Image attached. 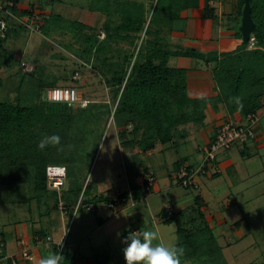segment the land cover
Masks as SVG:
<instances>
[{"label": "crops", "instance_id": "obj_1", "mask_svg": "<svg viewBox=\"0 0 264 264\" xmlns=\"http://www.w3.org/2000/svg\"><path fill=\"white\" fill-rule=\"evenodd\" d=\"M54 1L51 3V0H0V22L4 25V29L0 25V101L13 104L25 101L21 98L20 85L17 83L20 79L16 80L19 73L17 70L23 74L33 75L38 69V64L26 62L23 56L38 52V43L46 45L56 32L63 31L66 27L55 24L61 19L67 21L70 29L72 28L70 24H76L81 27L80 31L87 29L88 32L92 31L94 36L98 33L103 38H100L98 42L94 40L97 43L102 42L106 35L115 34L112 31L117 32L121 27L124 28L121 34L124 37L143 38L147 37L148 7L150 4L155 5L157 0ZM119 4L127 7L131 5L139 17L135 16L134 20L132 16L127 17L128 9H119ZM167 6L170 8L167 7L160 14L162 15L159 19L160 25L154 27L155 31L159 30V33L153 32L152 35L160 38V45L170 54L166 60L167 66L186 72V93L190 100L217 98L220 91L216 88L213 71L219 66L221 59L237 54L243 46L241 34L243 9L240 12V0H167ZM48 7L55 10V14L49 11ZM142 14L143 28L141 25V31L130 32L127 22H137V17L140 19ZM58 17L61 19L59 20ZM72 36L76 38L75 42L79 46L81 41L78 40L77 34L74 33ZM82 51L84 50L81 49L80 52ZM185 52H190L194 56L175 55ZM79 58L85 61L83 57L77 55L76 59ZM14 61L18 62L16 71L13 67ZM22 64L31 71H26ZM4 92L5 97L2 96ZM10 93L14 96L11 101L7 98ZM261 105L256 112L260 120L255 127V138L245 143H236L231 148L220 151L216 161L211 165V174L200 177L198 179L200 187L192 193L186 190V195H180L178 192L181 187L177 185L174 174L179 165L185 163L193 167L198 166L203 160L204 148L211 142L218 127L229 121L237 124L244 123L242 114L238 111L231 112L224 100H218L215 105L208 103L202 106L204 115L202 123L182 125L177 128V134L171 142L141 151L150 160V163L146 164L150 168L147 173H152L155 178L150 195L146 194V200L136 201L134 206H131L129 202L119 204L117 201L121 195L131 198L133 189H142L147 174L136 176L132 182L127 177L129 179L127 188L120 193H111L116 184L110 179H105L99 185L91 184L93 188L87 199L90 200L94 196L98 198L87 204V209L94 213V218L91 222V234L87 233L84 239L77 237L69 242V236H66L68 224H71L76 213L74 224L80 211L81 205L77 209L76 207L80 203L82 192L75 202L74 210L71 201L64 203L66 215L61 213L58 207L55 209L59 211V218H56L54 222L59 226H53L51 217L55 203L46 205L48 209L43 207V210L39 206V201L28 207L27 203H32L31 193L34 192L32 188H13V195L10 192L2 196L8 199L7 205L13 206L9 212L18 219L10 225L1 226L0 264H12V262L39 264L42 257L52 254L51 250L53 253H62L58 250L60 242L64 243V250L76 252L65 255L62 253L64 264L66 262V264H98L100 259L103 263L109 262L111 261L110 253L106 252L104 255L91 253L92 255L84 256L80 255L79 249L87 241L95 245V248L109 241H106L105 236H109L114 231L119 232V228L123 227L118 221L122 215L125 216L128 224L140 218L145 211L152 217L157 208L150 203V196H159L161 203L164 199L167 205L165 208L170 206L176 213H189L197 202L203 221L218 244L230 245V248L234 249L237 245L244 243L250 232L243 214L245 210L251 213L254 206L260 204L261 198H264V100L261 101ZM132 154L134 150L129 149L127 155L133 156ZM174 154L179 156L176 161H174ZM153 158L155 159L152 160ZM155 162L156 165H154ZM215 168L219 170V173H213ZM87 182L86 178L79 183L83 185L82 189ZM70 191V188L66 187L65 193ZM73 195L65 194L66 199L75 198ZM14 197L16 200L13 199ZM108 202L113 203L114 207L108 208ZM94 203L96 205H93ZM143 203L146 205V210L141 211ZM173 204L177 208L171 207ZM18 205H25L23 207L25 213H29V218L26 216L27 224L18 217L23 213L17 208ZM165 208L161 209V214L165 213ZM109 211H113L112 216L108 214ZM69 216L67 224L66 219ZM157 218L160 219L158 215ZM144 221V219L136 220V223L131 225L132 230H149ZM160 222L162 225L156 224L154 220L157 233L161 226L174 224L164 223L163 220ZM124 234L123 231L122 235ZM47 237L51 238L50 243L46 241ZM23 252L28 253V260H23L21 257Z\"/></svg>", "mask_w": 264, "mask_h": 264}, {"label": "rangeland", "instance_id": "obj_2", "mask_svg": "<svg viewBox=\"0 0 264 264\" xmlns=\"http://www.w3.org/2000/svg\"><path fill=\"white\" fill-rule=\"evenodd\" d=\"M53 2L55 1L51 0V3ZM88 7L89 6H87V8ZM118 8L121 10L128 9L127 17L130 18L132 16L133 20L135 16H138V13H135V10L131 5L127 7L119 4ZM153 9L154 4H150L148 7V22L152 20L151 26H154L156 22L161 21L159 19L162 17V15L160 16L162 12H156L154 17H152ZM48 10L55 14V10L51 7H48ZM58 19L60 20L61 18L58 17ZM136 20H139V18L137 17ZM66 22L67 21L61 19L55 23L66 28L63 31H60V33L56 32V35L52 36L46 45L38 43V52L29 55L25 54L23 56V59L26 62L33 65L34 63L38 64V69L35 70L33 75L20 73V71L17 70L18 62H13L15 71L17 70L19 72L16 80L19 81L18 79H20V82L17 83L20 85L21 98L25 100L22 103L26 106L33 104L47 105L48 103L45 104L46 102L41 99V96L47 89H50L49 87H51V85L56 87H72L76 89L79 93L80 99L88 101L89 104L86 109L81 110L77 107L71 110H57L52 113L53 120L51 122L39 125L33 131L38 137V140L36 141L38 143L45 136L59 135L61 138L58 145H48L55 147V150L51 155L47 154V151L45 150L46 148L43 150L39 148L40 152H43L45 167L58 165L57 161H59L61 163L59 165L66 168L67 176L65 178L66 182L63 186L64 190H62V195L64 194L66 187L72 189L71 192H74L75 186H79V183L85 181L86 178L89 183L97 185L102 184L105 179H110L117 185L114 186L115 188L112 189L111 193L124 192L127 188V183H129L127 177H129L132 182L136 176L149 174L147 172L150 168H148V165L146 164L150 160L147 158L146 154L144 155L141 153L142 150L139 149L137 145L143 136V125L134 123L125 116H121L119 118L120 121L117 119V116H115V108L119 97H116L114 94L115 92L113 90L115 88H110L106 84V79L102 70L103 65L105 64L100 65L93 58L87 62L82 61L80 58L76 59V56L79 54L84 55L83 57L88 55L87 52L91 45L89 44L90 39L92 42L93 40L98 42L100 38L102 39L103 37H100L98 33L94 36V33H92V31L88 32L87 29L80 31V28H78L76 24H70L69 22L68 24L72 27L70 29ZM57 27L59 28V26ZM151 30H154V28L152 27ZM112 32L115 34L108 35L112 37V40L110 41L111 43L103 48L106 49L108 55L113 57L114 62H122L121 60L127 54L132 58L130 67L136 57L137 60L140 61L144 58V53L149 49L146 40L153 38V36H151L133 39V37H124L123 35L117 34L115 31ZM74 33L77 34L78 40L81 41V46H78L77 42H75L76 38L72 36ZM81 49L84 51L80 52ZM258 50L260 53L264 54V48L260 47ZM255 52L257 51H252L250 56L256 60L257 54ZM130 67H127V75L130 71ZM21 77L23 79H21ZM21 82L24 83L22 84ZM221 82L222 79L218 76V79H215L216 88ZM41 85H44L45 88L43 89ZM38 87L42 94L39 98L35 99ZM12 94L13 93L7 95V98L10 101L12 100V97L14 98ZM222 95L223 94L220 92L219 96L215 99H211L209 103L213 105L217 104L218 100L220 101V99L223 98ZM2 96L5 97V92ZM46 112L47 111H45V113ZM129 149L134 150V154H132L133 156L127 155ZM135 151H138L139 153ZM178 157L179 156L174 154V161H176ZM154 159L155 158L152 160ZM154 165H156V162ZM154 165L153 168L155 167ZM35 169L36 168H32L30 175L31 178L27 184L15 185L17 184L16 182L14 184H6V182L4 183V181L0 180V229L2 225H10L18 219L14 217V214L9 212L13 206L7 205L8 199H5L2 195L5 196L8 193L10 194V192L13 191V188H34V176H36L34 172ZM69 170L72 178L68 177ZM190 191L192 193L194 190ZM178 192L180 195H186V190L182 188H179ZM65 194L71 195L73 193ZM65 194L64 197H62L64 203H66ZM31 195L33 197L31 198L32 203H27L28 207H31L30 204L33 205V203L39 201L41 209L43 207L48 209L45 207L46 205H53L54 203L56 204L61 201V197H58L57 193L49 186L46 193L32 192ZM149 198L151 201L150 203L157 208V210L154 211L155 214H152V217H155V219H152L146 211L138 219H144V223L148 226L149 230L156 231L154 220L157 222L156 224H161V209L167 207V205L164 199H162L161 203L159 196H150ZM13 199L16 200V197ZM166 199L168 200L169 198ZM107 204L112 203L108 202ZM93 205H96V203ZM74 206L75 204H73V210ZM142 206L141 211L146 210V205L144 203ZM173 206L176 207L174 204L171 205V207ZM23 207H25V205L17 206V208L23 212L20 216H18V214L17 216L19 218L21 217V221L27 224L29 213H25ZM168 208H170V206ZM168 208H165L164 210H167ZM107 211L108 210L106 209V212ZM112 212L113 211H109L108 214L112 216ZM75 215L76 213L72 218L71 224L69 223L70 216L66 219L67 224L69 223L66 228V236H69V242L71 239L77 237L84 239L86 238L87 233L90 235L92 231L91 222L93 221L94 213L87 209V204H81L80 211L73 224ZM157 215L160 219H156ZM243 215L250 233L244 243L237 245L234 249L230 248V245L218 244L214 235L212 236L209 232L202 235L196 233L197 236H194V240L192 238L190 242L183 244L185 239L180 238V236L177 235V227L175 224L161 226L160 229H158L159 239L154 241V243L178 245L179 247H182L184 253L180 258L181 264H264V198H261L260 204L254 206L251 213H248L245 210ZM26 216H28V218H26ZM56 218H59V211L53 208L51 217V223L53 226H59L54 222ZM138 219L132 220V222L130 221L128 224L125 216L122 215L118 220L123 225V227L119 228V232L114 231L111 232L109 236H105L106 241H109L106 243L104 242L105 244L96 246V248L92 243L88 241L84 242L79 249L80 255H92L91 253L104 255V253L107 252L110 253L111 261L103 263L100 259L98 264H126L123 253L125 247L123 240L130 231H133L131 225L136 223V220ZM80 223L81 226H79ZM78 226L79 228L77 229ZM122 230L125 232V236L122 235ZM227 248L229 249L226 252ZM74 251L63 249L61 252L65 255L66 253H76ZM50 252L53 253L52 250ZM64 261L65 260L63 259L62 264H64Z\"/></svg>", "mask_w": 264, "mask_h": 264}, {"label": "trees", "instance_id": "obj_3", "mask_svg": "<svg viewBox=\"0 0 264 264\" xmlns=\"http://www.w3.org/2000/svg\"><path fill=\"white\" fill-rule=\"evenodd\" d=\"M249 4L254 23L251 35L255 39V48L248 50L247 45L243 44L237 54L221 59L219 66L213 71L214 79L217 80L218 76L222 79V82L217 85L223 94L220 101L224 100L229 105L231 112L238 111L244 118L249 114L256 113L262 106L261 101L264 100V54L258 50L260 47L264 48V0H249ZM169 6H167V0H157L152 17L156 12L161 13ZM243 7L244 0H240V12ZM151 24L152 20L147 25V37H151L153 32L159 33V30L151 29L160 25V22H156L154 26ZM141 25L143 28V14L137 22H127L130 32L141 31ZM78 28L81 29V27ZM122 30L124 28L121 27L117 34L121 35ZM133 39L135 38L133 37ZM111 40L112 37L107 36L100 43L93 40V44L90 39L88 55L83 57L84 55L79 54L78 56L83 57L86 62L93 58L100 65L105 64L102 70L106 84L110 88H115L114 94L119 97L115 116L118 120L121 116H125L132 122L143 125V136L137 143L139 149L146 151L154 148L157 144L163 145L171 142L177 134L178 127L191 122H203L204 115L201 108L211 100H190L187 97L186 72L167 66L166 60L170 54L165 52L160 45V38L157 35H154L153 39L146 40L149 49L146 50L141 61L136 57L131 67L132 58L127 54L120 63L114 62L113 57L107 54L103 47L109 45ZM252 51H257L255 52L256 60L250 56ZM175 55L194 56L190 52L176 53ZM127 67H130L128 75L126 74ZM41 86L43 89L45 88L44 85ZM54 87L56 86L51 85L49 88ZM41 94L38 87L35 99L39 98ZM65 109L73 108L56 103L26 106L22 101L16 104L0 101V180L6 184L15 182L17 183L15 185L27 184L31 178L32 168H36L32 190L34 193H46L48 184L45 159L43 152L41 151V154L38 148V142H36L38 137L33 131L39 125L51 122L53 112ZM45 111L47 112L45 113ZM45 148L49 155L55 150V147L52 146ZM57 163L58 165L52 166H60L61 163L59 161ZM68 173V177L72 178L70 170ZM82 187L83 185L75 186V193L70 189L69 194L73 193L75 198L66 199V197L65 202L71 201L75 204L81 192L80 205L97 200V196L90 200L87 199L93 188L91 183H86L83 189ZM145 189L146 184L140 190L133 189L131 199L134 202L143 199L147 194ZM119 198H128V196L121 195ZM56 205L57 203L54 209H57ZM165 215V213L162 214L161 219L164 223L176 225L177 235L185 239L183 244L190 242L192 238L194 240V236H197L198 233L201 235L210 233L203 221V215L199 211L197 202L189 213L174 212L170 216Z\"/></svg>", "mask_w": 264, "mask_h": 264}, {"label": "built area", "instance_id": "obj_4", "mask_svg": "<svg viewBox=\"0 0 264 264\" xmlns=\"http://www.w3.org/2000/svg\"><path fill=\"white\" fill-rule=\"evenodd\" d=\"M1 28L4 29V25L0 22ZM247 49L253 50L255 48V39L250 35L249 40L247 42ZM22 67L25 68L26 71H31L25 64H22ZM41 99L48 103H56L67 106L68 108H81L84 109L88 106V101L80 99L79 93L76 89L72 87H54L47 90L42 96ZM244 119V123L237 124L234 122H226L220 127H218L213 135L212 141L204 148L203 150V160L202 162L196 166H189L187 164H181L177 168L174 177L176 183L179 187L184 190H198L199 189V181L200 177L209 176L211 171V165L214 164L217 158V154L222 150H227L231 148L233 144L236 143H245L248 140H252L255 138V127L258 124L260 117L258 114L253 113L247 115ZM213 173H219L217 168L214 169ZM145 184H146V192L150 193L153 184L155 183V178L152 173L146 175ZM46 177L47 184L51 189H53L58 197H61V201L57 203L58 210L66 215L65 204L62 200V190L64 185V180L66 178V170L61 166H48L46 167ZM146 197H143L142 200H146ZM119 204H124L129 202L131 206L135 205V202L131 198H118ZM80 203H78L76 209L78 208ZM112 204H107L108 208H113ZM166 215L170 216L174 213V209L168 208L164 211ZM46 241L48 243L51 242V238L47 237ZM64 247V243L60 242L58 244V250H61ZM23 260H28L29 255L27 252H23L21 254ZM12 264H16V262H12Z\"/></svg>", "mask_w": 264, "mask_h": 264}, {"label": "clouds", "instance_id": "obj_5", "mask_svg": "<svg viewBox=\"0 0 264 264\" xmlns=\"http://www.w3.org/2000/svg\"><path fill=\"white\" fill-rule=\"evenodd\" d=\"M60 139L59 135L45 136L38 143V148L43 150L49 144L58 145ZM158 239L154 230L130 231L123 240L126 264H181L184 249L178 245L154 243ZM63 259L61 254L52 253L42 257L39 264H62Z\"/></svg>", "mask_w": 264, "mask_h": 264}, {"label": "water", "instance_id": "obj_6", "mask_svg": "<svg viewBox=\"0 0 264 264\" xmlns=\"http://www.w3.org/2000/svg\"><path fill=\"white\" fill-rule=\"evenodd\" d=\"M253 30H254V23L251 18V9H250L249 0H244V8L242 13V26H241L243 44H247Z\"/></svg>", "mask_w": 264, "mask_h": 264}]
</instances>
